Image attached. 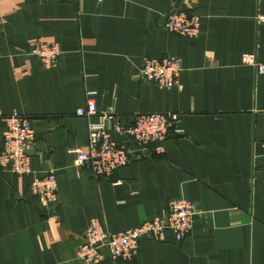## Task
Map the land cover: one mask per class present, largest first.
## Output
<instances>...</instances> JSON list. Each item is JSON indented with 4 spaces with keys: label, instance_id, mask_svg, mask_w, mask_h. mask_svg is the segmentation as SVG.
<instances>
[{
    "label": "crops",
    "instance_id": "0c3cea01",
    "mask_svg": "<svg viewBox=\"0 0 264 264\" xmlns=\"http://www.w3.org/2000/svg\"><path fill=\"white\" fill-rule=\"evenodd\" d=\"M200 16V32L182 36L164 22L174 11ZM264 0H0V111L30 119L37 139L32 172L0 168V264H264ZM58 41V64L29 54L37 41ZM175 55L182 70L163 88L140 75L144 56ZM91 93V95H90ZM98 113L76 110L92 96ZM172 111L162 153L95 178L77 162L89 122L117 114ZM5 119L0 116V151ZM112 137L133 148L123 134ZM56 173L58 194L44 204L35 177ZM196 208L181 241L140 239L133 262L105 251L91 263L77 254L93 218L110 232L164 216L171 200Z\"/></svg>",
    "mask_w": 264,
    "mask_h": 264
},
{
    "label": "built area",
    "instance_id": "2783aa9c",
    "mask_svg": "<svg viewBox=\"0 0 264 264\" xmlns=\"http://www.w3.org/2000/svg\"><path fill=\"white\" fill-rule=\"evenodd\" d=\"M100 2L103 0H99ZM264 21V14L258 15ZM200 16L193 12L174 11L166 16L164 26L182 36H194L200 32ZM29 54L37 57L43 66L58 64L62 55L58 41H37ZM244 64L256 67L264 73V63L258 61L256 53H244ZM182 70L181 59L175 55L144 56L140 75L155 81L163 88H171L178 83ZM91 95V93H90ZM98 113L95 98L90 96L86 105L77 108L76 114L87 118ZM0 116L5 119L4 144L0 151V168L15 174L32 172L31 155L37 139L30 119L14 111ZM180 115L177 112H147L136 115L131 125H122L117 114L103 113L101 121L89 122V141L84 149H77L79 165L87 164L95 178L110 177L113 173L128 165L132 159H139L152 153H162L163 143L173 129L182 132ZM112 130L125 135L133 144L118 142L112 137ZM31 188L44 204H51L58 194V181L53 169L42 177H35ZM195 205L188 199H174L168 204L164 216L143 221L140 225L119 232L108 231L98 218H93L86 229L78 249V258L91 263L102 257L106 251L114 260L133 262L139 249L140 239L146 235L158 241L166 240L167 232H172L175 240H183L194 227Z\"/></svg>",
    "mask_w": 264,
    "mask_h": 264
}]
</instances>
